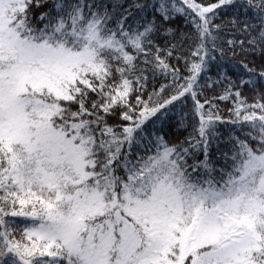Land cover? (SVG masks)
<instances>
[{"label":"snow or ice","instance_id":"1","mask_svg":"<svg viewBox=\"0 0 264 264\" xmlns=\"http://www.w3.org/2000/svg\"><path fill=\"white\" fill-rule=\"evenodd\" d=\"M0 264H264V0H0Z\"/></svg>","mask_w":264,"mask_h":264}]
</instances>
